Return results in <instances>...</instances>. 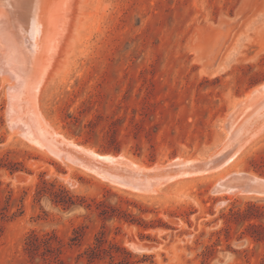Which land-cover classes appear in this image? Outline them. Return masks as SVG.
<instances>
[{
    "label": "rangeland",
    "instance_id": "374dc122",
    "mask_svg": "<svg viewBox=\"0 0 264 264\" xmlns=\"http://www.w3.org/2000/svg\"><path fill=\"white\" fill-rule=\"evenodd\" d=\"M70 18L29 100L55 131L163 165L150 175L233 143L228 115L264 83V0H72ZM2 74L0 264H264V193L224 191L235 176L264 179V131L238 139L221 169L134 191L12 130L22 97ZM69 195L79 205L55 202Z\"/></svg>",
    "mask_w": 264,
    "mask_h": 264
},
{
    "label": "bare ground",
    "instance_id": "6f19581e",
    "mask_svg": "<svg viewBox=\"0 0 264 264\" xmlns=\"http://www.w3.org/2000/svg\"><path fill=\"white\" fill-rule=\"evenodd\" d=\"M71 9L72 0H0V72L6 75V77L3 76L6 82L10 81L8 84L9 88L7 87V89L11 90L9 94L15 90L14 92L16 97H22L19 99V102L24 103L25 105V107L22 105L23 108L21 109L23 111L21 112L20 106H18V101V105L16 103H10L8 105L9 108H6L9 110V115L11 113L10 111H12V118L10 117L11 119L9 121V124H11V129L13 127L17 128H13L12 130L17 131L18 133L20 132L23 136L27 137L31 143H34L44 150L55 154L56 157L61 158V160L65 158L71 162L80 163L83 167L94 172L98 177L107 180L108 182L130 188L134 191H156L159 189V186L166 184L167 180L174 177L179 178V175L166 179L150 178L140 181L125 180L111 171L108 172L98 170L92 165L84 164L79 160H75V158L72 157L73 154L58 148L56 145H54V141L70 145V147L75 148L84 154L109 163L119 162V164H123L124 167L131 166L138 169L144 168L143 165L136 163L135 161L131 160V158H126L124 154H101L90 148H85L81 145H78L74 141L67 140L61 133L55 131L41 118V115H39L40 113L38 114L34 104H30L34 102L33 99L35 98H33L32 95L35 94L37 90L39 91L41 84H44L45 82V77L48 75V73L50 74L51 68L49 67L45 76H42L44 75L42 70L43 65H45L44 60L46 62L48 58L52 57L51 55L56 50V47L58 49L62 41L60 36L62 32H66L67 27H69L68 23L70 22L69 19H71ZM64 34L65 33H63L62 36H64ZM58 40H60L59 44H57ZM36 47L38 50H35ZM60 49L61 48H59V50ZM29 100H32V102ZM244 100H246L244 103H238L236 107L232 109L233 111L231 112V115H228L230 118L228 117L229 119H226L227 132L229 135L228 141L231 139L230 142L232 139L245 134L249 135L248 138L251 139L255 135H258L264 131V83L250 90ZM35 103L37 105L38 102ZM27 111L30 113V115H26L28 114ZM25 112L27 113L25 114ZM15 114H17L16 117L14 116ZM28 116H30V118ZM12 122L16 123H13L12 125ZM14 131L12 133H14ZM227 142L225 143L227 144ZM240 148H242V146L238 147L225 160H223L220 165L216 166L211 171L214 172L216 169H221L224 165H226V163L230 162L231 159L234 158L233 156L238 153L237 151ZM159 165L160 164H158V166ZM183 175L190 177H193V175L196 176L195 173H185L181 176ZM237 177L236 178L239 179V177H243V174ZM247 180L253 183L264 182L263 178L261 179L253 175H249ZM226 184L227 187L224 189V191L227 193H239L240 191L264 193L262 190L259 191L255 189L240 188V184Z\"/></svg>",
    "mask_w": 264,
    "mask_h": 264
},
{
    "label": "water",
    "instance_id": "95a60500",
    "mask_svg": "<svg viewBox=\"0 0 264 264\" xmlns=\"http://www.w3.org/2000/svg\"><path fill=\"white\" fill-rule=\"evenodd\" d=\"M246 135V134H245ZM245 135H241L240 137L232 139V144L224 146L221 150H218L214 155L210 156L206 160L200 163L199 167H195L193 161L188 160H180L175 159L171 162L167 163L163 168L165 171H172L170 173L161 174H153L150 175V170L160 169V167H153L147 170L138 169L131 166L124 167L123 164H119V162L109 163L98 158L91 157L83 152L76 150L75 148L70 147V145H66L64 143H59L54 141V145L58 148H61L63 151L73 154L72 157L75 160H79L84 164L92 165L96 167L98 170L103 171H111L114 174H117L120 178L125 180H146V179H161V178H170L173 176H181L182 174H194L200 172H206L209 170H213L216 166L220 165L223 160H225L231 153H233L237 148V140L243 138ZM66 155V154H65ZM237 177V176H236ZM238 178V177H237ZM236 178V179H237ZM249 175L243 174V177H239L238 180H241L242 183H239L241 186L247 189H255L264 191V182L261 183H253L247 180ZM226 183V182H225ZM230 184V183H228ZM232 185V184H231Z\"/></svg>",
    "mask_w": 264,
    "mask_h": 264
},
{
    "label": "trees",
    "instance_id": "16d2710c",
    "mask_svg": "<svg viewBox=\"0 0 264 264\" xmlns=\"http://www.w3.org/2000/svg\"><path fill=\"white\" fill-rule=\"evenodd\" d=\"M56 203H60L63 205L64 208H69L75 205H79V202H76L72 196H67V198H59L57 200H55ZM33 236V235H32ZM32 236L29 238V245L31 246L30 249L33 252V254H35L36 249L38 248V238H32ZM46 244L48 243V240L44 241ZM48 248L51 249V247L48 245ZM56 261L61 262V258L59 256H56Z\"/></svg>",
    "mask_w": 264,
    "mask_h": 264
}]
</instances>
